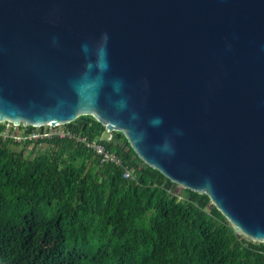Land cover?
Listing matches in <instances>:
<instances>
[{"label":"water","instance_id":"95a60500","mask_svg":"<svg viewBox=\"0 0 264 264\" xmlns=\"http://www.w3.org/2000/svg\"><path fill=\"white\" fill-rule=\"evenodd\" d=\"M86 114L264 242V0H0V122Z\"/></svg>","mask_w":264,"mask_h":264},{"label":"trees","instance_id":"16d2710c","mask_svg":"<svg viewBox=\"0 0 264 264\" xmlns=\"http://www.w3.org/2000/svg\"><path fill=\"white\" fill-rule=\"evenodd\" d=\"M60 126L116 153L135 179L83 142L12 136L48 125L0 122V264H264V242L237 233L206 193H176L122 131L89 114Z\"/></svg>","mask_w":264,"mask_h":264},{"label":"built area","instance_id":"2783aa9c","mask_svg":"<svg viewBox=\"0 0 264 264\" xmlns=\"http://www.w3.org/2000/svg\"><path fill=\"white\" fill-rule=\"evenodd\" d=\"M46 125H48L49 127L43 130H34L28 135L15 134L12 136H14L15 139L18 141H21L24 138L29 139V140H33V139L36 140L38 138H53V137L58 136L61 138L67 137L70 139H74L78 142H83L88 147L94 149V151L100 156L101 162L103 163L110 162L118 166H121L123 168V171H124L123 175L125 178L135 179V175L133 173L134 169L124 165V163L122 162V159L116 153L105 148L103 144L95 140L87 139L86 136L78 135L69 129L63 128L60 126L62 124H55V125L46 124ZM15 126H19V125H15ZM41 126H45V125H41ZM41 126H37V127H41ZM8 130H7V133H8Z\"/></svg>","mask_w":264,"mask_h":264},{"label":"clouds","instance_id":"9594fccd","mask_svg":"<svg viewBox=\"0 0 264 264\" xmlns=\"http://www.w3.org/2000/svg\"><path fill=\"white\" fill-rule=\"evenodd\" d=\"M121 106H123V102L121 103ZM135 118V116L133 117ZM153 125H159L160 123H162V118H156L151 122ZM166 147V146H165Z\"/></svg>","mask_w":264,"mask_h":264},{"label":"rangeland","instance_id":"374dc122","mask_svg":"<svg viewBox=\"0 0 264 264\" xmlns=\"http://www.w3.org/2000/svg\"><path fill=\"white\" fill-rule=\"evenodd\" d=\"M9 128H10V125H9ZM175 191L178 194H182V187L181 186L176 187Z\"/></svg>","mask_w":264,"mask_h":264}]
</instances>
